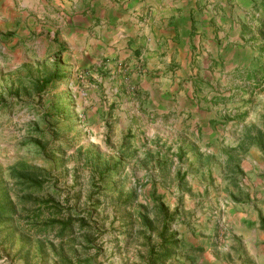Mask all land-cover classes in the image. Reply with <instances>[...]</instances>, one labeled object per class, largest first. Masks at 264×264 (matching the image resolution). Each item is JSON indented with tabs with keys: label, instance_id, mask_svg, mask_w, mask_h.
Masks as SVG:
<instances>
[{
	"label": "rangeland",
	"instance_id": "374dc122",
	"mask_svg": "<svg viewBox=\"0 0 264 264\" xmlns=\"http://www.w3.org/2000/svg\"><path fill=\"white\" fill-rule=\"evenodd\" d=\"M1 44L0 264H264V85L232 88L195 136L93 113L58 57Z\"/></svg>",
	"mask_w": 264,
	"mask_h": 264
},
{
	"label": "crops",
	"instance_id": "0c3cea01",
	"mask_svg": "<svg viewBox=\"0 0 264 264\" xmlns=\"http://www.w3.org/2000/svg\"><path fill=\"white\" fill-rule=\"evenodd\" d=\"M0 41L10 55L39 43L58 57L93 113L195 136L232 88L264 85V0H0Z\"/></svg>",
	"mask_w": 264,
	"mask_h": 264
},
{
	"label": "trees",
	"instance_id": "16d2710c",
	"mask_svg": "<svg viewBox=\"0 0 264 264\" xmlns=\"http://www.w3.org/2000/svg\"><path fill=\"white\" fill-rule=\"evenodd\" d=\"M56 76H57L56 73H53L51 78H48L46 80L42 79L40 81V87H44L45 85L50 84L53 80L56 79ZM62 114L63 113H60L59 115H62ZM55 117H57V116H55ZM18 176L21 177L20 179L22 181H26L27 182L26 184L37 185V186L40 185V182H38L37 180L33 181L32 178L27 174H22V176L19 174ZM12 209H13V206H11L9 201H6L4 203H0V226L1 225H4V226L9 225L13 222V218H14L13 211L14 210H12ZM169 220H171V219L168 218V221ZM54 224L56 226L53 227V229H55V228L59 229V236L61 238H66V237L70 236L71 229H69L70 228V226H69L70 222L68 220L57 222V223L52 222L51 226H53ZM164 230H166V229L164 228ZM262 230L264 231V228H262ZM168 246L169 247H173V246L176 247V245L174 243H170V242L168 243ZM70 264H72V263H70Z\"/></svg>",
	"mask_w": 264,
	"mask_h": 264
},
{
	"label": "built area",
	"instance_id": "2783aa9c",
	"mask_svg": "<svg viewBox=\"0 0 264 264\" xmlns=\"http://www.w3.org/2000/svg\"><path fill=\"white\" fill-rule=\"evenodd\" d=\"M120 68H121V70H122L123 75H126V69H125V67H122V66H121ZM126 81H128V78H127V77H125V82H126ZM135 90H136L135 87H133V86H130V87H129V91H130V92H134Z\"/></svg>",
	"mask_w": 264,
	"mask_h": 264
}]
</instances>
